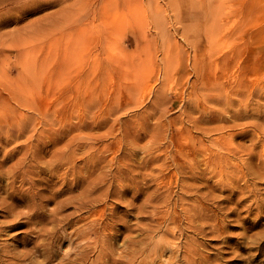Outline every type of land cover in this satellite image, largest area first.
Returning a JSON list of instances; mask_svg holds the SVG:
<instances>
[{
    "label": "rangeland",
    "instance_id": "obj_1",
    "mask_svg": "<svg viewBox=\"0 0 264 264\" xmlns=\"http://www.w3.org/2000/svg\"><path fill=\"white\" fill-rule=\"evenodd\" d=\"M125 1L121 0V9L116 16L114 9L113 12L104 9L101 23L94 22L90 12L87 31L83 34L86 39L90 35H110V30L118 27L119 44L117 38L98 43L97 57L95 50H89L85 42L76 44L73 50L75 57L80 59V70H68L66 74L72 77L69 87L75 94V88H79L80 93L95 92L101 100L100 105L96 106L76 98L59 103L57 99L63 88L54 78L58 68L52 63L44 70L46 76H53L48 92V88L36 79L32 88L15 93L14 89L24 84L21 78L26 77L27 71L33 72L25 67L27 59V64L32 62L34 66L48 61L40 52L35 58L21 60L18 50L8 46L12 35L25 36L27 30H33L38 36L47 26H51L55 20V14H51L58 9H55L57 6L33 9L24 16L18 15L19 20L10 19V15L6 14L9 9H0V48L3 49L0 51V111L7 110L13 123L12 136H8L4 128L0 132L3 133L0 135V160L5 159L4 165L0 166L3 176L0 203L10 194L18 200L20 207L17 210L26 211V206L32 200L20 199L32 196L33 191L39 188V179H47L50 169H54L52 173L55 175H60L67 167L62 162L53 161L55 152H64L61 154L63 157L68 154L65 151H74L75 144L80 141L87 146V150L82 153L78 149L76 157L88 156L93 151L104 161L101 165H104L102 190L105 204L95 208L90 216H101L102 220H107L114 211L116 220L120 221L118 224L115 222L108 232L115 231L118 237L112 242L121 247L127 235L141 238L145 234L140 235L138 226L149 222V218L138 213V208L131 204L132 199H117V187L124 184L125 188H132L136 180L141 191L134 202H140L156 187V182L141 179L147 174L139 176L150 172L153 166L151 162L141 164L151 161L152 150L155 154L156 147L162 146V149L169 150L167 153L175 154L179 143L190 148L188 142H194L197 147L203 146L197 160L200 168L206 169L213 181V178L216 179L213 177V166L207 168L205 158L209 154L213 157V149L217 148L216 138L230 130L234 118L233 110L229 108L247 104L248 112L242 114L248 119L240 121L255 122L257 119L252 115L259 116L260 130L249 125L245 136L235 137L234 142L246 145L257 143L259 159L255 158L253 165L263 160L256 168L261 169L262 174L253 181L262 190L258 195L250 196L246 204L252 208L260 204L261 216L258 225L248 231L245 248L237 253L225 254L221 263L264 264V0H131L133 9H126ZM76 27L72 30L74 35L78 33L74 30ZM35 43L43 46V50L54 45L50 39H37ZM115 55L120 63L117 70H112L111 60ZM129 57H132L133 65L127 68L121 62ZM97 62L101 68L95 70ZM38 90L43 91L40 96ZM47 93L54 97L49 100V108L44 105ZM34 97L44 100L40 102L42 110L22 104L21 99L33 100ZM228 99L233 103L228 105ZM81 120H86L90 125L83 128ZM19 129H22L21 132ZM83 135L91 139L87 142L79 139ZM219 142L227 143L226 137ZM25 144H29L31 150ZM92 145L95 149L90 148ZM222 152L228 151L223 149ZM120 156H127L125 162L130 165L128 168L123 165L122 171L117 172L113 167L115 164L110 166L109 161L114 158L115 162V157ZM164 156L161 154L163 162ZM76 164L79 165L78 175L69 174V181H76L79 185L81 178L91 180L94 177L93 168L81 170L86 162L79 160ZM42 167L47 174L39 172ZM131 177H134L133 181H130ZM172 180L166 178L164 183L171 184V188L178 193L180 185H175ZM62 182L59 178L55 187ZM187 182L189 179L185 177L180 184ZM46 183L54 184L52 181ZM75 189L77 194L80 188ZM45 194L54 199L51 192ZM54 206V202L44 200L39 209L49 213ZM0 209V221L13 217L4 212L1 206ZM17 219L24 221L26 215H20ZM70 230L61 229L53 241L49 239L53 242L51 250L64 252L70 248L67 237L63 238V234ZM36 232L34 225L22 224L5 232L0 242L17 244V250L29 249L32 246L30 242L43 239L41 234L35 236ZM15 233V237L23 243L11 238ZM176 236H179V232ZM251 236H254V240ZM165 237L160 233L153 237V241L162 243ZM259 242L260 248L257 247ZM41 250L38 254L44 252ZM36 258L41 260L43 257L40 255ZM2 259L3 264L11 260L8 256ZM29 261L24 260L22 264H31Z\"/></svg>",
    "mask_w": 264,
    "mask_h": 264
},
{
    "label": "bare ground",
    "instance_id": "obj_2",
    "mask_svg": "<svg viewBox=\"0 0 264 264\" xmlns=\"http://www.w3.org/2000/svg\"><path fill=\"white\" fill-rule=\"evenodd\" d=\"M55 6H57L55 9L58 10L51 14L52 16L55 14L53 17L55 20L38 36L33 33V30H27L25 36L12 35L13 38L8 46L18 50L21 60L23 58H35L40 52L43 53L44 60L48 61L46 63L40 62L39 66H34L32 62L28 65L29 59H27L25 67L33 72L28 73L27 71L26 77L21 78L24 84L16 87L15 93H19L27 87L32 88L36 79L40 80L45 88H48L46 91L48 92L53 76H46L44 70L52 63L58 68L54 78L59 81L60 87L63 88L62 94L59 93L57 99L59 103H67V101L76 98L81 102L94 103V106L100 105L101 100L95 92L92 94L80 93L79 88H75L77 93L75 94L69 87L72 77L66 74L68 70H80L78 67L80 59L75 57L73 50L76 44L85 42L89 50H95L94 55L97 57L98 43L104 40L109 41L112 38H117V43V40L120 41L118 27L110 30V35H90L86 39L83 38V34L87 31L86 24L91 13L93 21L101 23L104 9H111L112 12L114 9V16H116L121 9V0H0V9H9V13L6 14L10 15V19L16 20L33 9H49ZM125 8H134L131 0L125 1ZM94 9L98 10L95 11ZM75 25L78 26L74 29L78 31L76 35L72 31ZM37 39L44 41L50 39L54 45L43 50V46L35 43ZM1 50L3 49L0 48ZM72 63L76 64L72 65ZM119 63L117 55H115V58L111 60V69L117 70ZM121 63L129 68L133 65V59L129 57L127 61ZM94 68L95 70L100 69V64L97 62ZM83 74L85 73L83 72ZM42 90H38L39 96L43 93ZM48 95L49 93H47ZM47 96L44 98V105L49 108V100L54 97L52 95ZM44 100L40 98L38 100L35 97L33 100L24 98L23 101L21 99L23 105L30 108L36 107L39 110H42L43 105L41 106L40 102ZM242 100L238 99L237 101ZM232 103L233 100L228 99V105ZM247 106L245 104L244 108H229V110H233L234 118L230 130L216 138L217 148L213 149V157L209 154L205 158L207 168L213 166V177L216 178H213V181L208 171L200 168L197 160L199 152L203 151L202 145L197 147L194 142H188L191 147L185 148L179 143L175 154L167 153L169 150L162 149V146H157L155 149L157 153L154 154L150 148L152 150L149 157L151 161H145L141 166L147 165V162H151L153 166L150 172L139 176L147 174L141 179H149L150 183L156 182L153 193L146 194L140 202L135 203L134 201L141 191L136 180L132 188H125L124 184L117 187V196H115L117 199H132L131 204L138 208V213L149 218V222L138 226L141 231L140 235L145 234L141 238L131 237V234L127 235L124 237L125 244L121 247L112 242L118 237L115 231L108 232L112 225L118 224L120 221L116 220L114 211L107 220H102L101 216H90L95 208L105 204V193L102 190L103 178H105L103 175L104 165H101L104 161L101 160V156L91 151L88 156L76 157L78 149H81L82 153L87 150L85 148L87 146L81 144L80 141L75 144L74 151H65L68 154L63 157L61 154L64 152L58 151V154L55 152L53 161L55 163L62 162L67 167L60 175L52 173L54 169H50L48 174L44 167L39 170L40 173L45 172L48 177L47 179H39V188L33 191L32 196L20 199L22 201L32 200L31 204L25 205L26 211L17 210L20 207H18V200L10 194H7L2 204L0 203L4 212L13 215L10 220L0 221V240L5 232L22 224L34 225L37 228L35 236L41 234L43 239L40 242H30L32 243L31 248L24 250H17L15 246L17 244L0 242V264H3L2 257L4 256L11 259L8 264H22L27 259H30L31 264H51L56 260L55 264H222L221 261L225 254L237 253L241 248H245L247 233L251 228L258 225V219L261 216L262 206L260 204L254 208L250 204H246L250 196H256L262 190L253 181L255 178L261 177L262 174L261 169L256 168L261 165L263 160L260 159L257 165H253V160L259 159L256 153L257 143L252 142L250 145H246L243 142H234L235 137L245 136L249 130L247 126L252 125L257 130L261 126L260 117L255 115H252L257 119L255 122L240 121V119H248L246 115L242 114L248 112ZM18 123L22 124V122ZM80 124L83 125V128L90 125L86 120H81ZM12 126L13 123L8 111H0V132L6 129L7 135L12 136ZM223 128L225 127H220V129ZM21 130L19 129V132ZM2 134L0 133V135ZM256 135L259 138V133ZM225 137L227 143L219 142ZM73 139L67 142L66 147ZM79 139L87 142L91 137L83 135ZM24 146H28V150H31L29 144ZM90 148L95 149V146L92 145ZM223 149L228 152L223 153ZM161 154L165 155L164 162L161 160ZM126 158L127 156L115 157V162H113L114 158H111L110 166L115 164L113 167L118 170L117 172H120L123 165L126 168L130 165V163L125 162ZM212 158L213 161H211ZM79 160L82 163L86 162L81 170L93 168L94 173L91 180L81 178L80 186L76 181L71 182L68 179L69 174L78 175L77 168L79 165L76 162ZM4 163L5 159L0 160V166ZM185 177L189 179V182L180 184V181ZM59 178L63 182L56 188L55 185ZM166 178L171 179V181L174 179L175 185H180L178 193H175V190L171 188V184L166 185L164 183ZM133 180L134 177H131L130 181ZM2 181L3 176L0 174V182ZM48 181H52L54 184L46 183ZM76 187L80 188L77 194H75ZM47 192H51L54 199L48 197L45 194ZM59 196L62 197L59 199ZM44 200L55 204L49 213L39 209ZM255 209L256 211H254ZM23 214L26 215V220L17 219ZM252 214H254L253 217ZM5 216L7 217V215ZM125 221L127 220L125 219ZM68 228L71 230L65 232L63 238L66 239L67 237L70 248L64 252L58 249L56 251L51 250L53 247L51 241L57 237L56 233L61 229L66 230ZM177 232H179V236H176ZM160 233L166 236V239L162 243L154 242L153 237ZM15 235L16 233L11 235V238L23 243ZM251 239L254 240V236H251ZM25 243L27 244V242ZM257 247H261V242L257 244ZM40 250L42 252L38 254ZM40 255L43 257L41 260L36 258Z\"/></svg>",
    "mask_w": 264,
    "mask_h": 264
}]
</instances>
